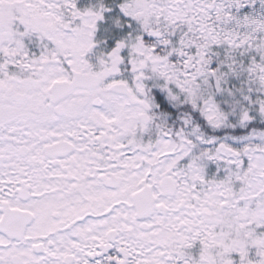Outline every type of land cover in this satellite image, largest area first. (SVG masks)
<instances>
[{
  "label": "snow or ice",
  "instance_id": "1",
  "mask_svg": "<svg viewBox=\"0 0 264 264\" xmlns=\"http://www.w3.org/2000/svg\"><path fill=\"white\" fill-rule=\"evenodd\" d=\"M0 264H264V0H0Z\"/></svg>",
  "mask_w": 264,
  "mask_h": 264
}]
</instances>
